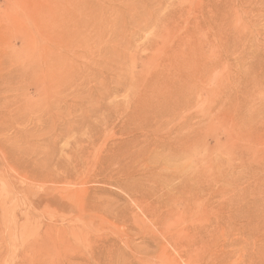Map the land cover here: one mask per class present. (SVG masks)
I'll return each instance as SVG.
<instances>
[{"label": "rangeland", "instance_id": "1", "mask_svg": "<svg viewBox=\"0 0 264 264\" xmlns=\"http://www.w3.org/2000/svg\"><path fill=\"white\" fill-rule=\"evenodd\" d=\"M261 249L264 0H0V264Z\"/></svg>", "mask_w": 264, "mask_h": 264}, {"label": "bare ground", "instance_id": "2", "mask_svg": "<svg viewBox=\"0 0 264 264\" xmlns=\"http://www.w3.org/2000/svg\"><path fill=\"white\" fill-rule=\"evenodd\" d=\"M138 31L140 32V29H138ZM134 33V32H133ZM132 33V34H133ZM135 35H136V32H135ZM163 44V43H162ZM168 57L170 56V58L172 57V54H169V55H167ZM169 59V58H168ZM168 59H166L167 61H168ZM157 72H160V71H157ZM156 72V73H157ZM169 81H170V83H169ZM171 81H172V77H170V78H168V76L166 77V83L165 84H163V86H165L166 88H168V89H170V91H169V93L168 92H165L166 94H168L167 95V97H165V98H162V100L159 102V103H156V104H150L149 105V108L150 109H152V110H154L155 111V114H157V113H159V115H161V118H164L165 116H168V117H172V89L170 88V87H172V83H171ZM164 87V88H165ZM166 90V91H167ZM166 96V95H165ZM146 108V107H145ZM157 140H155V142H156ZM167 226V225H166ZM165 226V227H166ZM170 226V225H169ZM164 227V228H165ZM171 227V226H170ZM171 229V228H170ZM165 230V229H164ZM164 233V232H163ZM165 234V233H164ZM163 234V235H164ZM166 237H167V235H166ZM168 237H169V239L170 240H172V232H170V234L168 235ZM164 238H165V236H164ZM174 242V241H173ZM176 242V241H175ZM183 242V241H182ZM185 242V241H184ZM187 242V241H186ZM190 242H192V240L190 241ZM194 242V241H193ZM233 242H235V241H233ZM177 243V242H176ZM176 243H175V245H176ZM180 243V242H179ZM178 243V244H179ZM230 243V242H229ZM186 244V243H185ZM190 244V243H189ZM188 244V245H189ZM234 244V243H233ZM235 244H236V242H235ZM174 245V246H175ZM228 245V244H227ZM262 245V244H261ZM177 246V245H176ZM179 246V245H178ZM177 246V247H178ZM194 246V245H193ZM236 247L235 245H232V247ZM231 247V248H232ZM179 248V247H178ZM184 248H187V247H184ZM225 248V247H224ZM223 248V249H224ZM228 247H226V249H227ZM229 248H230V246H229ZM231 248H230V251H231ZM263 248V247H262ZM161 249H164V248H161ZM233 249H235V248H233ZM232 249V250H233ZM257 249H259V251L258 252H260V248H257ZM212 250H214V249H212ZM212 250H209V251H212ZM216 250V249H215ZM229 250V249H228ZM236 250H237V248H236ZM256 250V249H255ZM182 251V250H181ZM185 251V250H184ZM203 250H201V252H202ZM209 251H208V253H209ZM220 250H218V252H219ZM226 251V250H225ZM237 251H239V250H237ZM261 251H262V249H261ZM164 252H165V250H164ZM190 252H192L191 250H190ZM217 252V255L218 254H220V253H218ZM221 252V251H220ZM236 252V251H235ZM241 252V251H240ZM249 252V251H248ZM247 252V253H248ZM262 252H264V250L262 251ZM262 252L260 253V254H262ZM180 253V252H179ZM231 253H233V252H231ZM251 253V252H250ZM186 254V253H185ZM191 253H189V255H190ZM200 254V253H199ZM202 254V253H201ZM227 254H230V253H227ZM252 254H254V253H252ZM256 254V253H255ZM254 254V255H255ZM264 254V253H263ZM262 254V256H264ZM164 255V254H163ZM215 255V254H214ZM213 255V256H214ZM226 255V254H225ZM230 255H232V254H230ZM237 255V254H236ZM245 255V254H244ZM248 255H249V253H248ZM251 255V254H250ZM195 256H197V255H195ZM206 256V255H205ZM210 256V255H209ZM212 256V257H213ZM252 256V255H251ZM260 256V255H259ZM191 257V256H190ZM192 257H193V254H192ZM217 257V256H216ZM219 257V256H218ZM225 257H227V255L226 256H224V258ZM230 257V256H229ZM229 257L227 258V260L229 259ZM255 257H257V255H255ZM187 258V257H186ZM197 258V257H196ZM209 258H211V257H208V259ZM214 258V257H213ZM237 258V257H236ZM253 258H254V256H253ZM252 258V259H253ZM187 259H189V258H187ZM212 259V258H211ZM221 259V258H220ZM223 259V258H222ZM145 260V259H144ZM194 260V259H193ZM223 260H225V259H223ZM226 260V261H227ZM257 260H260V259H257ZM135 261V260H134ZM190 261V260H189ZM211 261V260H210ZM226 261H225V263H226ZM251 261V260H250ZM249 261V262H250ZM151 262V261H150ZM216 262V261H215ZM188 263V262H187ZM186 263V264H187ZM251 263V262H250ZM154 264V263H153ZM174 264V263H173ZM223 264V263H222ZM254 264V263H253ZM260 264H264V261H263V258H262V260L260 261Z\"/></svg>", "mask_w": 264, "mask_h": 264}]
</instances>
